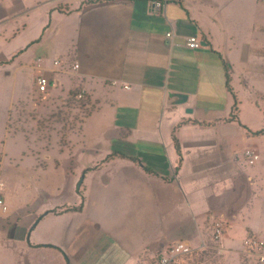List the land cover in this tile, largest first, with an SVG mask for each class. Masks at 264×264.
I'll return each instance as SVG.
<instances>
[{
	"label": "crops",
	"instance_id": "0c3cea01",
	"mask_svg": "<svg viewBox=\"0 0 264 264\" xmlns=\"http://www.w3.org/2000/svg\"><path fill=\"white\" fill-rule=\"evenodd\" d=\"M90 1L0 0L6 136L14 107L35 103L39 76L50 79L45 95L65 101L85 90L91 106L68 145L35 154L21 139L20 162L37 160L11 173L21 189H0L8 211L15 205L0 217V264H139L180 241L199 247L217 220L226 241L258 235L244 212L262 170L247 172L231 151L240 125L264 118V3ZM192 36L203 47L189 48ZM227 67L239 123L226 121ZM177 94L186 100L173 102ZM1 144L0 167L10 149ZM42 156L54 170L39 165ZM38 172L43 179L31 183Z\"/></svg>",
	"mask_w": 264,
	"mask_h": 264
},
{
	"label": "rangeland",
	"instance_id": "374dc122",
	"mask_svg": "<svg viewBox=\"0 0 264 264\" xmlns=\"http://www.w3.org/2000/svg\"><path fill=\"white\" fill-rule=\"evenodd\" d=\"M35 103L33 106L20 103L17 104L11 111L10 118L7 125L8 135L6 136L5 127L1 120L0 114V150L1 142L8 145L9 152L6 157L3 158L2 165L0 167L1 177L0 182L4 183L16 190V186L21 189L22 184H14V178L12 177V172L20 170L23 164H29L36 158L31 156L30 159L25 158L21 162L20 145L21 139L23 137L31 143L32 151L36 154L37 152L52 151L55 143L59 142L64 145L69 144L70 138L73 135H78L82 126L84 118L91 112V106L86 105L75 106V97L70 96L65 101H57L55 97L47 96L45 94L36 93ZM1 109V108H0ZM1 112V111H0ZM246 126V130L243 128ZM239 128L238 137L236 143L233 144L231 152H237L239 155V167H244L247 172H255L259 169L262 170L263 182L255 186L253 191L249 192V199L247 202V208L244 212L246 216L250 217V222L255 228L254 231L258 233L261 238H264V135H256V132L264 129V118L260 117L257 120L248 121L247 124ZM251 132V133H248ZM17 136V137H14ZM3 146V145H2ZM246 147L255 148L261 155V159L254 166L249 165L242 153ZM234 155V153H232ZM39 157V165H46V168L55 169L56 161ZM47 158V157H46ZM41 173L38 172L31 183H38L43 177H38ZM245 184L250 186V182L245 179ZM242 186V185H241ZM255 189V190H254ZM23 200L20 196L18 197L15 204L22 208L21 214H23ZM9 211L7 213H1L0 217H7L9 213L14 211V204L8 205ZM254 208L252 209V207ZM252 210V211H251ZM251 211V215L248 214ZM246 218V217H245ZM225 225V224H224ZM214 222L210 223L206 229L203 240L207 244L215 243L211 236L213 233ZM226 231V227L224 232ZM243 233L242 229L239 230ZM225 236V233H224ZM222 243L232 249L231 252H225L220 254L223 257L222 264H256L254 259L244 256L242 251L241 242H233L225 240L222 238ZM154 259H148L143 255L141 257L139 264H154ZM187 258L184 259L182 263H186Z\"/></svg>",
	"mask_w": 264,
	"mask_h": 264
},
{
	"label": "built area",
	"instance_id": "2783aa9c",
	"mask_svg": "<svg viewBox=\"0 0 264 264\" xmlns=\"http://www.w3.org/2000/svg\"><path fill=\"white\" fill-rule=\"evenodd\" d=\"M264 3V0H260ZM174 37V33H167V38L171 39ZM186 45L191 49H200L203 47V40L192 36L186 40ZM42 60L39 59V66ZM55 65H60V61H55ZM80 64L76 62L73 66V70L77 71ZM50 79L45 76H39L36 80V89L39 94H46L49 91ZM129 89V86H125ZM75 106H86L88 104L87 93L85 90H81L75 94ZM244 159L246 162L253 166L261 159V155L253 148H248L243 152ZM4 187V183L0 182V189ZM0 207L3 212L8 211V207L5 204L3 197L0 195ZM225 225L222 221H215L212 233V240L215 241V246L213 247L219 254H224L227 251L226 246L222 243V238L224 237ZM209 248V244L204 240L199 247L195 248L187 242L180 241L176 244L168 246L165 250L154 258V264H182L185 258L193 256L195 253L203 252ZM244 256L254 259L256 264H264V238H261L257 234L249 233L242 241V251Z\"/></svg>",
	"mask_w": 264,
	"mask_h": 264
},
{
	"label": "trees",
	"instance_id": "16d2710c",
	"mask_svg": "<svg viewBox=\"0 0 264 264\" xmlns=\"http://www.w3.org/2000/svg\"><path fill=\"white\" fill-rule=\"evenodd\" d=\"M94 1L95 0H92L90 2H94ZM227 86H228V88H229V90L233 96L234 104H233L232 109H231L230 117L226 121L239 123L240 122V117H239V115H240V102H239V99H238L236 93L230 87V77H229V68L228 67H227ZM194 123L201 124L199 122H194ZM181 124H184V122ZM202 124H204V123H202ZM255 134L264 135V129L259 131V132H256ZM174 141H175V147L178 151V154L180 156V162H181V160H182L181 146H180V143H179L178 139L176 138V136H174ZM112 156H114V154ZM112 156H110V157H112ZM145 171L151 173V170L148 168H145ZM82 204H80L78 206L66 207V208L65 207H59L57 209L51 210L50 212L57 213V214H60L64 211L79 212L82 210V206H83ZM214 246H215V244L210 243L208 249L204 250L203 252L195 253L191 257H187V262L182 263V264H222L223 257L216 250L213 249ZM231 251H232V249L227 248L226 253L231 252ZM66 264H68V262Z\"/></svg>",
	"mask_w": 264,
	"mask_h": 264
},
{
	"label": "water",
	"instance_id": "95a60500",
	"mask_svg": "<svg viewBox=\"0 0 264 264\" xmlns=\"http://www.w3.org/2000/svg\"><path fill=\"white\" fill-rule=\"evenodd\" d=\"M203 44H205V43H203ZM172 98H173V102H175V103H182L183 101L186 100V97L185 96L178 95V94L177 95H174ZM82 180L83 179L80 180L79 185H78V188H80V186L82 184Z\"/></svg>",
	"mask_w": 264,
	"mask_h": 264
}]
</instances>
